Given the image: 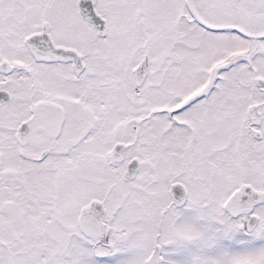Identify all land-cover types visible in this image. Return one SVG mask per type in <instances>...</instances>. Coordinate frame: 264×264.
Here are the masks:
<instances>
[{
  "label": "snow or ice",
  "instance_id": "obj_1",
  "mask_svg": "<svg viewBox=\"0 0 264 264\" xmlns=\"http://www.w3.org/2000/svg\"><path fill=\"white\" fill-rule=\"evenodd\" d=\"M0 264H264V0H0Z\"/></svg>",
  "mask_w": 264,
  "mask_h": 264
}]
</instances>
